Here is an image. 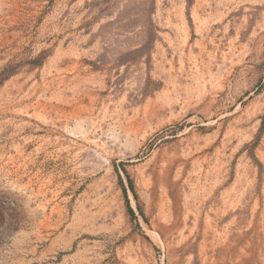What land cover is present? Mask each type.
<instances>
[{
  "label": "rangeland",
  "instance_id": "obj_1",
  "mask_svg": "<svg viewBox=\"0 0 264 264\" xmlns=\"http://www.w3.org/2000/svg\"><path fill=\"white\" fill-rule=\"evenodd\" d=\"M0 264H264V0H0Z\"/></svg>",
  "mask_w": 264,
  "mask_h": 264
}]
</instances>
